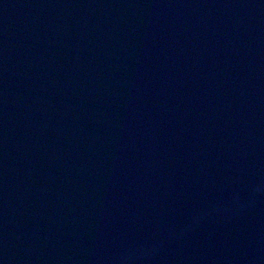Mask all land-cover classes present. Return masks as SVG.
I'll list each match as a JSON object with an SVG mask.
<instances>
[{
    "label": "water",
    "instance_id": "water-1",
    "mask_svg": "<svg viewBox=\"0 0 264 264\" xmlns=\"http://www.w3.org/2000/svg\"><path fill=\"white\" fill-rule=\"evenodd\" d=\"M0 264H264V0H0Z\"/></svg>",
    "mask_w": 264,
    "mask_h": 264
}]
</instances>
